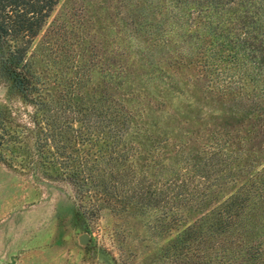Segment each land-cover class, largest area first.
<instances>
[{
	"label": "trees",
	"instance_id": "trees-1",
	"mask_svg": "<svg viewBox=\"0 0 264 264\" xmlns=\"http://www.w3.org/2000/svg\"><path fill=\"white\" fill-rule=\"evenodd\" d=\"M58 1L0 0V72L33 111L13 131L0 106V164L54 171L81 215L152 212L162 236L183 224L153 264H264V167L255 170L242 146L234 150V142L214 135L197 160L141 165L127 141L131 116L119 101L84 97L79 83L53 96L37 80L26 55ZM169 2L177 59L198 69L206 88L236 112L263 120L264 0ZM23 147L35 159L14 164L11 155Z\"/></svg>",
	"mask_w": 264,
	"mask_h": 264
},
{
	"label": "rangeland",
	"instance_id": "rangeland-1",
	"mask_svg": "<svg viewBox=\"0 0 264 264\" xmlns=\"http://www.w3.org/2000/svg\"><path fill=\"white\" fill-rule=\"evenodd\" d=\"M170 9L169 0H59L26 61L53 96L79 83L84 97L102 93L119 101L131 116L127 141L141 165L197 160L220 135L234 150L242 146L255 170L264 167V119L236 112L206 88L198 69L177 59ZM0 106L10 112L13 131L32 117L1 72ZM14 151V164L35 159L29 147ZM156 217L132 208L81 215L54 171L0 164V264H153L184 226L162 236Z\"/></svg>",
	"mask_w": 264,
	"mask_h": 264
},
{
	"label": "water",
	"instance_id": "water-1",
	"mask_svg": "<svg viewBox=\"0 0 264 264\" xmlns=\"http://www.w3.org/2000/svg\"><path fill=\"white\" fill-rule=\"evenodd\" d=\"M78 241H79L80 244H84L86 242L85 236H80Z\"/></svg>",
	"mask_w": 264,
	"mask_h": 264
}]
</instances>
